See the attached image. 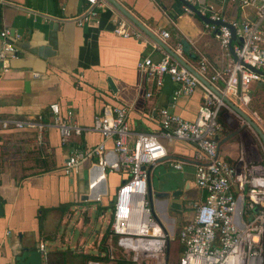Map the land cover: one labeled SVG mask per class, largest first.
<instances>
[{"label": "crops", "instance_id": "crops-1", "mask_svg": "<svg viewBox=\"0 0 264 264\" xmlns=\"http://www.w3.org/2000/svg\"><path fill=\"white\" fill-rule=\"evenodd\" d=\"M114 1L158 42L145 33L144 39L114 35L115 22L127 18L111 4L112 7L101 12L100 25L77 27L69 18L83 11V0H0V32L9 30V40L20 55L18 59L0 56V119L40 117L45 124L52 125L49 107L58 104L62 116L72 111L73 119L83 127L92 126L94 118L107 106L128 107L127 122L134 133L158 132V112L162 108L186 121L196 120L203 107L199 89L189 97L181 96L174 101L172 97L180 89L179 84L165 77L158 90L154 80L137 65L145 58L158 62L166 52L160 46L163 43L192 69L196 68L198 56L204 55L213 69L220 70L228 64V58L218 41L204 29L200 19L184 13L182 3L177 0ZM196 2V6L209 3L222 6L229 20L242 21L250 14L236 0ZM160 31H167L169 37L161 38ZM154 43L160 49L154 48ZM260 88L254 85L250 89L253 100L246 112L252 118L258 117L254 107L264 96L258 93ZM148 93L150 98L146 97ZM258 99L261 100L256 102ZM221 121L220 156L236 163L243 151L246 162H257L263 149L248 135L247 127L226 113L221 114ZM37 139L36 130L0 129V264H18L16 257L20 248L39 251L43 239L52 236L55 225L69 214L71 206L87 204L97 197L101 198L99 203L104 197L107 199L102 205L109 204L127 178L122 172L103 171L89 161L79 165L76 173L64 174L63 168L73 149H90L100 143L109 150L112 148L113 141L103 139L98 133L85 132L62 144L57 129L48 126L43 131L42 143ZM161 142L168 158L150 167L149 178L154 168H168L173 161L184 162V176L194 177L195 147L177 141ZM148 185L151 189L149 180ZM109 186L115 189L111 196ZM185 188L190 189L189 181ZM197 198L203 199L204 193L200 191ZM150 204L153 209L152 201ZM155 208L160 213V221L172 233L173 221L167 219L157 200ZM101 240L95 242L97 246Z\"/></svg>", "mask_w": 264, "mask_h": 264}, {"label": "built area", "instance_id": "built-area-1", "mask_svg": "<svg viewBox=\"0 0 264 264\" xmlns=\"http://www.w3.org/2000/svg\"><path fill=\"white\" fill-rule=\"evenodd\" d=\"M184 1V13L194 15L188 6L192 5L209 20L210 23H203L204 29L215 37L228 58L226 67L215 70L206 56L199 55L194 68L198 77L163 52L158 62L145 58L137 68L154 80L158 90L165 77L179 84L180 89L172 97L174 101L181 96L189 97L199 89L203 107L194 122L162 108L158 112V132L134 133L127 122L129 108L107 106L94 118L92 126L83 127L73 119L72 111L62 116L58 104L49 107L52 125L45 124L40 117L0 119L2 130H36L38 143H42L43 131L48 126L57 129L62 144L85 132H95L103 139L113 141L110 150L104 143L90 149H73L63 168L64 174L69 176L77 172L79 165L89 161L103 171L122 172L127 177L107 204L112 209L110 233L105 240L109 261L87 264H168L172 242H177L182 249L177 264H264V145L255 131L211 88L229 100L234 98L237 103L230 101L250 116L246 112L251 104L250 87L264 85V0H236L241 9L250 12L242 21L227 19L220 5L196 6V0ZM83 2V11L69 18L77 27L100 25L101 12L112 7L106 0ZM112 32L124 39L146 37L124 18L115 22ZM159 35L163 39L169 37L167 31H160ZM9 36L7 29L0 32V56L18 59L19 50ZM153 47L160 49L155 43ZM180 50L178 45L177 51ZM146 97L150 98L151 93ZM223 111L243 123L261 145L263 154L257 162H246L243 151L236 163L220 156L219 116ZM253 117L264 133V124L256 115ZM162 140L189 143L195 147V186L204 193L203 199L190 203L193 216L176 235L156 218L149 201V169L168 158ZM183 165L182 161L170 163L175 171H182ZM95 201L100 202L101 198L97 197ZM39 252L41 260H46L44 244L39 245Z\"/></svg>", "mask_w": 264, "mask_h": 264}, {"label": "rangeland", "instance_id": "rangeland-1", "mask_svg": "<svg viewBox=\"0 0 264 264\" xmlns=\"http://www.w3.org/2000/svg\"><path fill=\"white\" fill-rule=\"evenodd\" d=\"M258 93H264V86L260 88ZM230 100L237 103L234 98H230ZM259 100L261 99L256 100V102ZM257 108H260L261 115L264 117V96L257 104ZM222 113L226 112L223 111ZM232 117L234 118V116ZM228 131L232 132L231 128H228ZM246 131L255 140L248 128ZM184 172V167L182 171L175 172L171 167L166 168L165 166H158L150 171L149 182L152 189L153 212L159 221L161 217L155 208V201L163 200V198L158 195L167 194L169 196L176 189L182 191V198L179 197L176 200L180 203L181 209L174 211L167 206L163 212L167 219L173 220L170 225L173 227L174 234L178 228L192 218L193 212L190 209V203L199 200L197 197L200 190L195 186L194 177H185ZM188 181L190 189L185 188ZM113 188V186H109L108 194L110 196L115 190ZM106 200L104 197L102 203H105ZM102 203L91 201L87 204L71 206L69 214L64 215L55 225L52 236L43 239L47 259H42L41 264H83V262L85 264L84 254H96L100 246H97L95 242H100L101 237L108 229L110 230L112 223V209L109 205L104 206ZM162 224L165 227L167 225ZM176 250V245L173 242L169 252L170 264L176 260ZM48 254L54 257L49 258Z\"/></svg>", "mask_w": 264, "mask_h": 264}, {"label": "water", "instance_id": "water-1", "mask_svg": "<svg viewBox=\"0 0 264 264\" xmlns=\"http://www.w3.org/2000/svg\"><path fill=\"white\" fill-rule=\"evenodd\" d=\"M108 1L114 8H116L123 16H125L131 23H133L138 29H140L143 33H145L148 37H150L153 41L158 42V39L150 32L148 31L139 21H137L133 16H131L129 13H127L122 7H120L114 0H106ZM178 2L182 4H186L184 0H177ZM194 15L200 19L203 23H210L208 19L200 15V13L196 10V8L192 5H188ZM235 40L234 32L232 31V41ZM162 49H164L171 57H173L181 66L188 69L190 72L195 74L199 77V75L195 72L194 69L189 67L187 64H185L173 51L168 49L165 44L162 43L160 45ZM232 52V50H231ZM233 55V54H232ZM234 57V55H233ZM201 78V77H200ZM203 82H206L204 79L201 78ZM109 86L113 89V85L111 82H108ZM260 86V85H258ZM27 88V85H25ZM214 91V93L222 99V101L228 105L231 109H233L258 135L261 142L264 145V133L260 129V127L254 122V120L248 116L244 111H242L240 108H238L236 105H234L229 99H227L225 96H223L221 93H219L216 89L211 87ZM149 187V185H148ZM159 197L163 198V200H160L159 202L162 205L163 210L165 211L166 207L169 206L170 209L174 211L180 210V204L176 202V200L179 197H182V191H173L169 196L167 194H160ZM169 197V198H168ZM152 195H151V189L149 187V201H152ZM1 209V203H0V215L2 214ZM173 221V220H172ZM16 261L19 262V264H41V256L40 252L36 249H25L20 248L19 249V255L16 257Z\"/></svg>", "mask_w": 264, "mask_h": 264}, {"label": "trees", "instance_id": "trees-1", "mask_svg": "<svg viewBox=\"0 0 264 264\" xmlns=\"http://www.w3.org/2000/svg\"><path fill=\"white\" fill-rule=\"evenodd\" d=\"M262 86H264V85H261V87ZM255 95H256V93H255ZM253 100V99H252ZM251 100V101H252ZM254 102V101H253ZM254 109L256 110V113L258 114V118L261 120V122L264 124V117L261 115V111H260V108H257V105H255V107H254ZM219 123L221 124L222 123V121H221V115L219 116ZM186 224V222L180 227V228H178L176 231L177 232H175V235L181 230V228L184 226ZM109 233H110V230L108 229L107 231H106V233L104 234V236H103V238H102V240H101V243H100V249H99V251L96 253V254H84L83 256V259H84V261H85V264H87L88 262H90V261H109V259H108V255H107V249L105 248V240H106V238L109 236ZM173 243V242H172ZM171 243V244H172ZM175 243V245H176V251H175V253L177 254V256H176V260H175V262H173L172 264H177V261H178V257H179V255H180V253H181V251H182V249H181V247L178 245V243L177 242H174ZM170 250H171V245H170V248H169V252H170ZM105 253V256L103 255ZM83 264H84V262H83ZM168 264H170V257H169V253H168Z\"/></svg>", "mask_w": 264, "mask_h": 264}, {"label": "flooded vegetation", "instance_id": "flooded-vegetation-1", "mask_svg": "<svg viewBox=\"0 0 264 264\" xmlns=\"http://www.w3.org/2000/svg\"><path fill=\"white\" fill-rule=\"evenodd\" d=\"M235 128H236V129H238V127H237V126H236ZM18 264H19V262H18Z\"/></svg>", "mask_w": 264, "mask_h": 264}]
</instances>
